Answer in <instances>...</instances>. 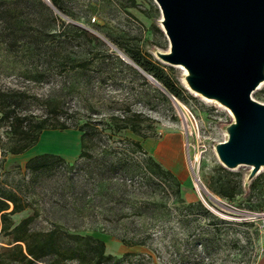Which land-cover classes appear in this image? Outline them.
<instances>
[{
	"label": "rangeland",
	"instance_id": "374dc122",
	"mask_svg": "<svg viewBox=\"0 0 264 264\" xmlns=\"http://www.w3.org/2000/svg\"><path fill=\"white\" fill-rule=\"evenodd\" d=\"M42 1L0 0V88L21 98L20 113L69 127L45 128L11 153L0 119V194L15 192L24 205L0 223V264H28L4 249L23 219L25 249L51 238L40 264H254L264 252V225L252 215L264 210V163L222 161L217 145L235 116L191 85L188 68L162 57L170 42L156 1L65 0L69 13ZM138 50L166 66L181 97L132 60ZM251 97L264 103V78ZM84 122L87 153L78 156ZM59 146L68 155L51 152L72 165L26 167ZM148 157L179 184L149 170ZM227 177L238 184L230 199L211 188Z\"/></svg>",
	"mask_w": 264,
	"mask_h": 264
},
{
	"label": "water",
	"instance_id": "95a60500",
	"mask_svg": "<svg viewBox=\"0 0 264 264\" xmlns=\"http://www.w3.org/2000/svg\"><path fill=\"white\" fill-rule=\"evenodd\" d=\"M155 1L170 42L162 57L182 63L191 85L235 116L229 138L217 145L220 158L228 166L263 164L264 103L251 92L264 78V0Z\"/></svg>",
	"mask_w": 264,
	"mask_h": 264
},
{
	"label": "trees",
	"instance_id": "16d2710c",
	"mask_svg": "<svg viewBox=\"0 0 264 264\" xmlns=\"http://www.w3.org/2000/svg\"><path fill=\"white\" fill-rule=\"evenodd\" d=\"M44 3L42 0H39ZM51 4L59 11L69 13L68 8L65 5V0H50ZM45 4V3H44ZM47 6V5H46ZM48 9L51 10V8ZM86 32V30H82ZM95 37V36H94ZM129 56L132 60L142 67L144 70L153 74V76L160 82L162 87L169 92L170 94L181 97V88L177 84V82L172 78L169 72L166 70V66L163 63L153 61L148 55L142 54L138 51H130ZM21 100V98L13 92L12 90H2L0 88V119H5L7 121L8 131L10 142L7 148H3V151L11 152V153H19L31 145H33L39 138L40 133L45 128H67L68 124L65 122H51L50 116L45 114L43 117L38 119H33V116L26 113H20L17 111V102ZM124 120V119H123ZM87 122L80 124L77 128L80 130V151L78 156L87 153L85 150V146L87 145V135L88 130L86 128ZM123 127H129L134 132H138V128L135 124H123ZM134 142L139 146L141 143L139 140H134ZM107 152V151H106ZM49 160H61L72 165L73 162H68L64 160V158L54 152L44 151L40 153L33 154L29 156L25 162L27 168L32 170H37L42 167H46L48 165ZM113 166L117 163L109 162ZM147 165L149 170L154 171L156 174L162 177H173L174 174L166 167H163L158 161H156L152 157H148ZM221 168H225L224 166H220ZM175 184H179L177 179H174ZM211 187V186H210ZM238 184L233 181L231 178H219L216 182V186L211 187L215 192L220 194L226 198H232L237 191ZM200 204V202H198ZM24 208V205L20 203L17 198V194L15 192H6L0 194V223L4 227L8 226L9 223L8 215L12 212L20 211ZM25 220L18 222L13 226V231L17 234L15 235L13 241L8 242L9 245L4 246L5 250H11L9 254L10 257L21 261L26 262L28 264H40L37 258L43 253L49 252L53 250V244L51 243V238L43 242L42 244L36 246L34 245L32 248L30 245L28 248H24L22 246L21 240L22 234L20 232L21 226ZM51 235V234H50ZM90 236V234H89ZM51 237V236H50ZM94 239H97L100 245H103V241L97 237L90 236ZM99 253V252H98ZM1 256V252H0Z\"/></svg>",
	"mask_w": 264,
	"mask_h": 264
},
{
	"label": "crops",
	"instance_id": "0c3cea01",
	"mask_svg": "<svg viewBox=\"0 0 264 264\" xmlns=\"http://www.w3.org/2000/svg\"><path fill=\"white\" fill-rule=\"evenodd\" d=\"M71 146L76 148V144H72ZM58 148L59 149H52V150L51 149H46L45 151H50V152L54 151V152L60 153V154L65 155V156L68 155L66 151L65 152L63 151L64 147L59 146ZM74 150H76V149H74ZM254 264H264V252H262L261 254L258 255V257L256 258Z\"/></svg>",
	"mask_w": 264,
	"mask_h": 264
},
{
	"label": "built area",
	"instance_id": "2783aa9c",
	"mask_svg": "<svg viewBox=\"0 0 264 264\" xmlns=\"http://www.w3.org/2000/svg\"><path fill=\"white\" fill-rule=\"evenodd\" d=\"M95 19V16L92 17V20ZM255 218H258L261 220V223L264 225V210L263 211H255L252 214Z\"/></svg>",
	"mask_w": 264,
	"mask_h": 264
},
{
	"label": "bare ground",
	"instance_id": "6f19581e",
	"mask_svg": "<svg viewBox=\"0 0 264 264\" xmlns=\"http://www.w3.org/2000/svg\"><path fill=\"white\" fill-rule=\"evenodd\" d=\"M125 59V58H124ZM182 64V63H181ZM183 65V64H182ZM263 70H264V65H263ZM226 108L231 112V110L226 106ZM232 113V112H231ZM197 186V184H196ZM197 189V188H196ZM201 191V190H200Z\"/></svg>",
	"mask_w": 264,
	"mask_h": 264
}]
</instances>
